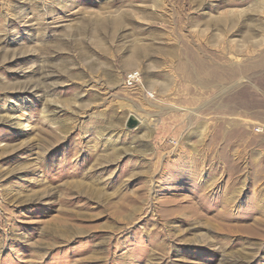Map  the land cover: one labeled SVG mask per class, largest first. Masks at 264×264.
Here are the masks:
<instances>
[{"label":"rangeland","instance_id":"rangeland-1","mask_svg":"<svg viewBox=\"0 0 264 264\" xmlns=\"http://www.w3.org/2000/svg\"><path fill=\"white\" fill-rule=\"evenodd\" d=\"M263 125L264 0H0V264H264Z\"/></svg>","mask_w":264,"mask_h":264},{"label":"water","instance_id":"water-1","mask_svg":"<svg viewBox=\"0 0 264 264\" xmlns=\"http://www.w3.org/2000/svg\"><path fill=\"white\" fill-rule=\"evenodd\" d=\"M138 125H140V121L138 118H136L135 116H131L129 119H128V122H127V127L129 128H135L137 127Z\"/></svg>","mask_w":264,"mask_h":264},{"label":"built area","instance_id":"built-area-1","mask_svg":"<svg viewBox=\"0 0 264 264\" xmlns=\"http://www.w3.org/2000/svg\"><path fill=\"white\" fill-rule=\"evenodd\" d=\"M138 74L137 73H132L129 78H128V84L132 85L134 82L138 81Z\"/></svg>","mask_w":264,"mask_h":264},{"label":"crops","instance_id":"crops-1","mask_svg":"<svg viewBox=\"0 0 264 264\" xmlns=\"http://www.w3.org/2000/svg\"><path fill=\"white\" fill-rule=\"evenodd\" d=\"M264 126V125H263Z\"/></svg>","mask_w":264,"mask_h":264}]
</instances>
